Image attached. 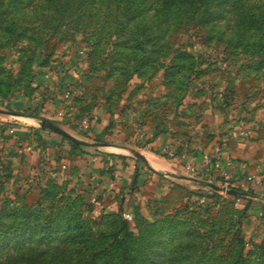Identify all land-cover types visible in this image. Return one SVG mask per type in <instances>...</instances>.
Segmentation results:
<instances>
[{"label":"rangeland","instance_id":"rangeland-1","mask_svg":"<svg viewBox=\"0 0 264 264\" xmlns=\"http://www.w3.org/2000/svg\"><path fill=\"white\" fill-rule=\"evenodd\" d=\"M215 137L264 157V0H0V264L82 262L123 220L137 264H264V174L187 169Z\"/></svg>","mask_w":264,"mask_h":264},{"label":"crops","instance_id":"crops-1","mask_svg":"<svg viewBox=\"0 0 264 264\" xmlns=\"http://www.w3.org/2000/svg\"><path fill=\"white\" fill-rule=\"evenodd\" d=\"M218 140L222 141V143L218 144ZM218 145L221 147L223 155L225 157H230L233 161L232 167H227L225 164L224 168L232 173V175L234 176V180L242 178L243 180L241 181V184L244 185L247 184V177L244 178V175L246 176V173L249 176V174L257 172L260 173L261 177L263 176L262 174H264V157H262L261 152L258 151L260 142L257 140L244 141L243 139H239L237 137H230V139H227L225 137H223L222 139L215 137L210 141L209 146L202 154L185 156L186 162L192 163L199 174L202 173L203 176H207L212 179L214 176H212V174L208 175V172L203 166V157L207 154H212L215 147ZM146 160L151 165V161L148 156H146ZM151 166L152 168H155L153 167V165ZM196 180L201 181V178H196ZM260 183L261 179L248 187L251 188L252 191H256L260 187Z\"/></svg>","mask_w":264,"mask_h":264},{"label":"trees","instance_id":"trees-1","mask_svg":"<svg viewBox=\"0 0 264 264\" xmlns=\"http://www.w3.org/2000/svg\"><path fill=\"white\" fill-rule=\"evenodd\" d=\"M71 140L74 141L75 139L71 138ZM244 193L245 195L251 194L250 191H245ZM24 208L27 212L22 218L24 221L28 222L31 208L28 206H25ZM2 210L6 213L8 212L6 217L11 218L13 221H0V250L7 248L12 242L17 243V236L19 233L18 228L15 227V224L13 223L17 220V210L0 207V212H3ZM45 224L44 227L47 229L48 221H46ZM131 238H133V233L130 231L127 221L123 220L120 227L114 232L112 241L108 245L94 251L88 259L76 264H137L135 262V257L130 255L128 250ZM237 262L232 264H238Z\"/></svg>","mask_w":264,"mask_h":264},{"label":"built area","instance_id":"built-area-1","mask_svg":"<svg viewBox=\"0 0 264 264\" xmlns=\"http://www.w3.org/2000/svg\"><path fill=\"white\" fill-rule=\"evenodd\" d=\"M240 129V134L248 136L251 133L250 129L244 127H238ZM226 164L227 167L233 166V161L230 157H225L223 155L222 149L220 146H216L212 154L205 155L203 157V166L205 167L208 175L211 174V171H218L219 175L224 179L225 184H229L233 180V175L230 171L224 168ZM187 169L191 173L197 175L199 172L196 170L192 163H187ZM257 181L255 174H251L247 177V182L254 183Z\"/></svg>","mask_w":264,"mask_h":264},{"label":"water","instance_id":"water-1","mask_svg":"<svg viewBox=\"0 0 264 264\" xmlns=\"http://www.w3.org/2000/svg\"><path fill=\"white\" fill-rule=\"evenodd\" d=\"M42 126L43 128H49L51 130H54L55 132L59 133V134H62V135H65V136H68V137H71L72 139H75L73 136H71L68 132H66L64 129H62L60 126L56 125L55 123L49 121V120H44L42 122ZM211 187H217L219 188V186L217 185H212L210 184Z\"/></svg>","mask_w":264,"mask_h":264}]
</instances>
